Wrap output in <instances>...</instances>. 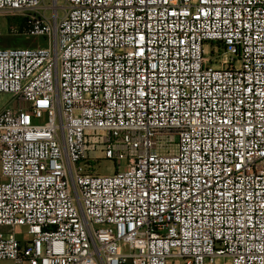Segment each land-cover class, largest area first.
Listing matches in <instances>:
<instances>
[{
	"label": "built area",
	"instance_id": "1",
	"mask_svg": "<svg viewBox=\"0 0 264 264\" xmlns=\"http://www.w3.org/2000/svg\"><path fill=\"white\" fill-rule=\"evenodd\" d=\"M44 1L0 0L44 43L0 48V264H264V0Z\"/></svg>",
	"mask_w": 264,
	"mask_h": 264
},
{
	"label": "rangeland",
	"instance_id": "2",
	"mask_svg": "<svg viewBox=\"0 0 264 264\" xmlns=\"http://www.w3.org/2000/svg\"><path fill=\"white\" fill-rule=\"evenodd\" d=\"M49 4H50L49 0L44 1L45 6H48ZM61 5L62 2L59 3V6ZM50 14H51L50 11L46 12L47 16H50ZM61 16H62V12L60 11L59 17ZM22 21L23 18L19 15L0 13V47L35 48L37 45L36 43L40 44L41 46L44 45L42 38L22 36V26H21ZM11 103H12L11 95L0 94V110H2L7 106H10ZM92 157L100 159L95 164L96 174L104 176V175H111L114 173L115 165L112 161L105 159L103 155L100 154L99 152L93 154ZM3 264H7V263H3ZM167 264H184V261L182 259H172V260H168Z\"/></svg>",
	"mask_w": 264,
	"mask_h": 264
},
{
	"label": "trees",
	"instance_id": "3",
	"mask_svg": "<svg viewBox=\"0 0 264 264\" xmlns=\"http://www.w3.org/2000/svg\"><path fill=\"white\" fill-rule=\"evenodd\" d=\"M24 25H25V21H24V19H23V21H22V29H23V27H24Z\"/></svg>",
	"mask_w": 264,
	"mask_h": 264
},
{
	"label": "crops",
	"instance_id": "4",
	"mask_svg": "<svg viewBox=\"0 0 264 264\" xmlns=\"http://www.w3.org/2000/svg\"><path fill=\"white\" fill-rule=\"evenodd\" d=\"M0 48H2V47H0ZM1 111V110H0Z\"/></svg>",
	"mask_w": 264,
	"mask_h": 264
}]
</instances>
